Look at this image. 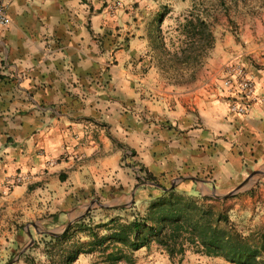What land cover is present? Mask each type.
Here are the masks:
<instances>
[{
	"label": "crops",
	"instance_id": "0c3cea01",
	"mask_svg": "<svg viewBox=\"0 0 264 264\" xmlns=\"http://www.w3.org/2000/svg\"><path fill=\"white\" fill-rule=\"evenodd\" d=\"M5 1L0 255L19 247L10 264H49L45 243H64L79 250L72 264H102L115 247L113 264H235L189 250L170 257L154 240L132 249L130 232L113 238L171 195L224 199L250 188L264 211V5L244 10L238 33L215 32L198 70L166 82L150 61L145 18L132 15V4L153 0ZM228 61L255 83L245 114L218 91Z\"/></svg>",
	"mask_w": 264,
	"mask_h": 264
},
{
	"label": "rangeland",
	"instance_id": "374dc122",
	"mask_svg": "<svg viewBox=\"0 0 264 264\" xmlns=\"http://www.w3.org/2000/svg\"><path fill=\"white\" fill-rule=\"evenodd\" d=\"M260 3L264 5V0H153V6L149 9L138 3L132 4L138 7L134 6L136 9H133L132 15L145 18L142 27L151 37L150 61L157 67L155 74L166 82H182V78L185 79L203 66L209 56V48L213 45L215 32L219 33L225 26H230L233 34L238 33V21L243 17L244 10L254 9L255 12L257 8L251 7L259 6ZM195 17L204 20L207 29L200 26L196 30L202 32L194 38L189 34L190 31L185 32L190 28L185 30L183 25L189 21L198 23ZM176 197L203 208L211 205L215 211L223 212L228 217L229 226L241 235V241L258 249L257 260L264 264V211L257 208H261L257 200H252L250 188L224 199ZM20 245L24 246L25 243ZM18 249L15 247L0 255V264H9ZM184 249L195 251V246L186 243Z\"/></svg>",
	"mask_w": 264,
	"mask_h": 264
},
{
	"label": "trees",
	"instance_id": "16d2710c",
	"mask_svg": "<svg viewBox=\"0 0 264 264\" xmlns=\"http://www.w3.org/2000/svg\"><path fill=\"white\" fill-rule=\"evenodd\" d=\"M198 23L189 21L183 25L190 30L195 38L207 29V24L199 17ZM213 200L212 198H203ZM129 229V230H127ZM128 232L132 234L131 248L135 249L142 243L154 240L161 245L170 257L181 255L184 244L195 246L196 253L207 256H221L235 264H260L257 260L258 249L241 241V235L228 224V217L221 211H215L211 205L203 208L194 202L181 201L176 195L166 196L163 200L153 202L145 215H135L130 227L122 230L113 239L124 241ZM58 240V239H57ZM45 253L50 259L49 264H72L79 253L78 249L70 250L64 243H45ZM99 241L92 246H101ZM106 248V247H104ZM57 257V259H56ZM122 258L121 250L113 248L102 264H113ZM30 264H47L29 260Z\"/></svg>",
	"mask_w": 264,
	"mask_h": 264
},
{
	"label": "built area",
	"instance_id": "2783aa9c",
	"mask_svg": "<svg viewBox=\"0 0 264 264\" xmlns=\"http://www.w3.org/2000/svg\"><path fill=\"white\" fill-rule=\"evenodd\" d=\"M117 4V3H116ZM7 2L0 0V24H8ZM218 91L227 103L230 112L245 114L255 99V83L243 65L236 61L224 63L220 70ZM15 177V182L21 181Z\"/></svg>",
	"mask_w": 264,
	"mask_h": 264
},
{
	"label": "water",
	"instance_id": "95a60500",
	"mask_svg": "<svg viewBox=\"0 0 264 264\" xmlns=\"http://www.w3.org/2000/svg\"><path fill=\"white\" fill-rule=\"evenodd\" d=\"M11 263V261L9 262V264Z\"/></svg>",
	"mask_w": 264,
	"mask_h": 264
}]
</instances>
